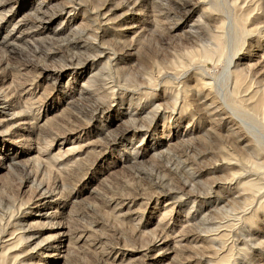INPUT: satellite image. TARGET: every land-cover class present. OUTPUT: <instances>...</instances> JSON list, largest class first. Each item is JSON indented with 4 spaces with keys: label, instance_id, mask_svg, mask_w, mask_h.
Masks as SVG:
<instances>
[{
    "label": "rangeland",
    "instance_id": "obj_1",
    "mask_svg": "<svg viewBox=\"0 0 264 264\" xmlns=\"http://www.w3.org/2000/svg\"><path fill=\"white\" fill-rule=\"evenodd\" d=\"M0 98V263L264 264V0H9Z\"/></svg>",
    "mask_w": 264,
    "mask_h": 264
},
{
    "label": "bare ground",
    "instance_id": "obj_2",
    "mask_svg": "<svg viewBox=\"0 0 264 264\" xmlns=\"http://www.w3.org/2000/svg\"><path fill=\"white\" fill-rule=\"evenodd\" d=\"M8 2H9V0H3V1H0V12H4L7 8H8ZM74 2V1H73ZM73 2H69L68 4H69V6L70 7H72L73 6ZM131 3V2H130ZM184 5V4H183ZM66 6V5H65ZM66 8L67 7H63V8H61L60 10H56V11H58L57 13H54V12H52V13H49L48 12V10H47V8H45L44 6H43V4L41 3L40 5H35L34 6V16L31 18V19H26L25 18V20H22V21H20L19 23H17V26H18V28H20V27H23V26H27L28 27V25L29 26H31V27H41V26H50L51 24H52V22H53V18H55L56 16H58L59 14H61V13H63V12H65L66 11ZM32 11V10H31ZM33 15V14H32ZM29 16H31V13L29 14ZM28 16V17H29ZM24 19V18H23ZM108 20V19H107ZM243 20H241V22H242ZM238 22V21H237ZM237 25L238 26H240L241 24H240V22H238L237 23ZM87 28V27H86ZM88 29V28H87ZM30 30H33V28L32 29H30ZM90 35V34H89ZM89 38V37H88ZM92 38V37H91ZM91 38H89V39H83V40H81L80 39V41H77V42H72V43H68V46L69 47H72L73 49H76V50H79V49H84V48H92V49H94V48H96L94 45V43L97 41V37L96 36H93V38L91 39ZM216 38H217V36H216ZM221 38V37H220ZM71 41V40H70ZM104 41V40H103ZM218 41V40H217ZM221 41V40H220ZM102 42V41H101ZM218 43H219V41H218ZM221 45V44H220ZM216 47V46H215ZM98 48V47H97ZM96 50V49H95ZM98 51V50H97ZM200 52V51H199ZM99 53V52H98ZM76 54V53H75ZM99 54H101V53H99ZM213 56V55H212ZM95 57V56H94ZM203 57V56H202ZM200 58V57H199ZM213 58V57H212ZM100 59V58H99ZM98 59V60H99ZM197 59V58H196ZM195 59V60H196ZM70 62V61H69ZM78 62V61H77ZM71 63V62H70ZM70 65V64H69ZM90 65V64H89ZM96 68V67H95ZM96 72V71H95ZM94 73V72H93ZM102 73V72H101ZM102 77V76H101ZM87 78V77H86ZM239 79V78H238ZM91 83V85H92V83L94 84V87L96 88V87H98L99 86V82H100V79H98V77H97V75L96 74H91L89 77H88V79H87V83ZM89 85V84H88ZM90 85V86H91ZM101 85H103V81H102V84ZM100 85V86H101ZM88 87V86H87ZM102 87V86H101ZM91 88V87H90ZM100 88V87H99ZM95 96V95H94ZM100 96H102V95H100ZM96 97V96H95ZM100 98V97H99ZM93 99L95 100V105H94V107H95V110H97V111H102L103 109H104V107L106 106V105H104V103L103 102H100V101H98V100H96V98H94L93 97ZM103 100H105V98L103 99ZM92 103V102H91ZM0 105L2 106V108L3 109H13V104H11L10 102H7L6 101V99H2V98H0ZM258 105V104H257ZM18 106V105H17ZM256 111V110H255ZM210 112V111H209ZM24 113V112H23ZM221 119V118H220ZM124 131V130H123ZM121 133V132H120ZM232 133V132H231ZM223 156V155H222ZM253 165V167H256V168H260V167H262V164H252ZM264 165V164H263ZM248 188H250V189H258V184H256V183H249L248 185ZM48 190V189H47ZM46 189H45V187H43V186H38V187H36V197L37 198H39V199H41V197L42 198H44L45 197V195L49 192V191H47ZM252 192V191H251ZM218 202V201H217ZM263 204V203H262ZM40 205H43L42 203H40ZM38 207H40V206H38ZM43 212V209H39L38 211H37V213L41 216V217H43V218H46L47 217V213H42ZM254 219V218H253ZM34 226V225H33ZM32 228V227H31ZM37 228V227H36ZM33 229V228H32ZM32 232H33V230H32ZM26 233H28L27 234V236L29 235L30 236V234H31V229H29ZM33 236V235H32ZM32 236H30L31 238H32ZM30 237H28V238H30ZM24 240H25V238H24ZM27 240V239H26ZM23 241V238H20V242H22ZM56 241L57 240H52V242H51V244L50 245H52L53 247L54 246H56L55 244H56ZM163 241H164V239H163V237L162 236H158L157 238H156V240H154L151 244H150V249H154L155 247H157L158 248V246H161V245H163L162 243H163ZM59 244V243H58ZM62 243H60V245H61ZM40 246V245H39ZM49 247V246H48ZM57 247V246H56ZM0 264H3V262H1Z\"/></svg>",
    "mask_w": 264,
    "mask_h": 264
}]
</instances>
